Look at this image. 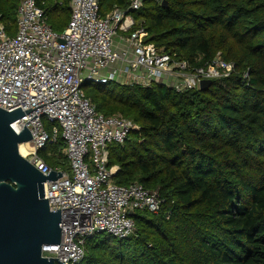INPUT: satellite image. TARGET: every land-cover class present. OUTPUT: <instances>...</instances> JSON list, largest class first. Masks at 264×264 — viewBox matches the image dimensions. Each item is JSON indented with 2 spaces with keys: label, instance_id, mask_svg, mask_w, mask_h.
I'll list each match as a JSON object with an SVG mask.
<instances>
[{
  "label": "trees",
  "instance_id": "obj_1",
  "mask_svg": "<svg viewBox=\"0 0 264 264\" xmlns=\"http://www.w3.org/2000/svg\"><path fill=\"white\" fill-rule=\"evenodd\" d=\"M130 1L100 0V13ZM71 2L37 0L57 33L69 24ZM17 9L18 0H0L11 36ZM132 14L147 43L194 65L221 53L236 70L187 92L158 82L83 83L99 112L139 126L110 145L116 182L157 191L162 206L136 211L127 238L88 237L79 264H264V0H144ZM64 149L59 138L39 154L69 170Z\"/></svg>",
  "mask_w": 264,
  "mask_h": 264
},
{
  "label": "built area",
  "instance_id": "obj_2",
  "mask_svg": "<svg viewBox=\"0 0 264 264\" xmlns=\"http://www.w3.org/2000/svg\"><path fill=\"white\" fill-rule=\"evenodd\" d=\"M143 4L131 0L127 8L116 6L102 16L100 0H72L71 19L62 33L53 30L37 0H18L13 36L0 14V107L25 113L11 124L17 133L26 127L32 134L24 157L45 175L62 173L46 181L50 209L62 215V241L44 245L42 254L62 262L56 259V264H79L86 239L96 233L131 236L136 228L131 211L159 212L162 206L157 191L138 182H116L120 167L110 165V145L123 144L138 125L122 114L99 112L83 83L148 87L158 82L187 92L236 70L221 53L194 65L147 43V30L132 14ZM118 36L121 45L116 47ZM59 138L65 142L69 170L50 167L39 154Z\"/></svg>",
  "mask_w": 264,
  "mask_h": 264
},
{
  "label": "water",
  "instance_id": "obj_3",
  "mask_svg": "<svg viewBox=\"0 0 264 264\" xmlns=\"http://www.w3.org/2000/svg\"><path fill=\"white\" fill-rule=\"evenodd\" d=\"M212 82L203 81L201 89ZM24 115L21 109L0 107V264L62 263L42 254L44 245L62 241V215L60 209H50L46 189V181L62 173L52 170L45 175L20 153V145L33 137L28 128L17 133L11 124Z\"/></svg>",
  "mask_w": 264,
  "mask_h": 264
},
{
  "label": "bare ground",
  "instance_id": "obj_4",
  "mask_svg": "<svg viewBox=\"0 0 264 264\" xmlns=\"http://www.w3.org/2000/svg\"><path fill=\"white\" fill-rule=\"evenodd\" d=\"M31 143L27 142V143H23L20 145V153L22 155H26L27 151L30 149Z\"/></svg>",
  "mask_w": 264,
  "mask_h": 264
},
{
  "label": "crops",
  "instance_id": "obj_5",
  "mask_svg": "<svg viewBox=\"0 0 264 264\" xmlns=\"http://www.w3.org/2000/svg\"><path fill=\"white\" fill-rule=\"evenodd\" d=\"M121 45V38L118 36L115 38V46Z\"/></svg>",
  "mask_w": 264,
  "mask_h": 264
}]
</instances>
